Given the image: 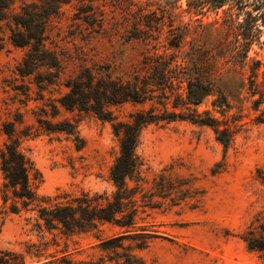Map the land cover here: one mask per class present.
<instances>
[{
  "label": "rangeland",
  "instance_id": "obj_1",
  "mask_svg": "<svg viewBox=\"0 0 264 264\" xmlns=\"http://www.w3.org/2000/svg\"><path fill=\"white\" fill-rule=\"evenodd\" d=\"M23 21L32 32L41 25L40 43L16 45L28 40ZM204 60L219 62L226 77L255 80L254 95L244 88L230 99L228 113L239 120L231 144L224 149L210 127L187 120L146 125L136 149L142 179L128 205L132 223L103 222L68 235L54 230L57 245L49 251L73 264H264L238 237L263 219L264 123L257 119L264 117V0L0 1V147L10 130L42 175V195L113 190L111 123L65 110L60 100L69 84L145 83L143 103L105 106L114 121L140 111L190 113L171 102L183 97L178 77L197 76ZM158 72L167 75L164 84H152ZM205 107L209 99L198 110ZM64 122L76 125L80 150L39 125ZM29 228L24 213H0V248L21 250L36 239Z\"/></svg>",
  "mask_w": 264,
  "mask_h": 264
},
{
  "label": "trees",
  "instance_id": "obj_2",
  "mask_svg": "<svg viewBox=\"0 0 264 264\" xmlns=\"http://www.w3.org/2000/svg\"><path fill=\"white\" fill-rule=\"evenodd\" d=\"M52 7L53 4H50V12L53 11ZM40 19L41 17L36 22ZM36 22L33 32L30 31L28 22H20L29 31L28 40H17L16 45H24L31 39L37 43L41 42L42 28ZM244 35L249 34L244 32ZM247 49L246 46L245 50ZM234 65L243 66L240 62ZM198 66L197 76L178 77L185 80L183 97L177 94L171 102L173 108H186L191 110L190 113L172 111L153 114L140 111L132 114L128 121H114V117L107 114L105 106L127 102L143 103L146 99L145 83L134 85L130 82H116L109 89L102 81H90L81 87L76 84L68 85V93L60 100V105L65 110L89 112L98 119L111 123L112 133L117 140V151L108 172L113 186L110 195L106 192L90 194L88 191H81L77 195L67 192L55 195L39 194L37 188L43 181L40 171L31 157L19 146L18 139L11 136L10 130H4L8 139L3 141L0 147V213H24L26 224H30L29 231L34 233L36 239L24 241L21 250L0 248V264H25L28 260H33L35 264H73L66 254L61 252L58 255L55 251H49L51 245H57L52 231L57 230L68 235L97 230L98 225L103 222L119 226L130 225L132 217L128 205L135 201V187L142 179L143 161L136 149L140 142V131L146 125L174 120H187L197 125H205L212 129L215 140L226 149L233 140L236 126L239 125V120L234 118L233 113H228L233 107L230 99L241 98L244 88L249 95H254L255 80L253 75L245 77L241 74L235 79L226 77L217 72L221 64L212 60H204ZM158 75L152 84L165 83L167 75L161 72ZM206 99H209L211 108L198 110V106ZM254 102L258 106L261 101L255 99ZM257 121L264 123V117L258 118ZM39 125L47 134H65L76 150L84 146V139L79 135L74 123ZM29 133L23 132L22 135ZM37 133L39 132L34 135ZM129 182H133L134 186H130ZM120 217H125L123 222H120ZM262 218L257 224H250L238 237L249 250L258 252L264 262V209ZM47 234H51V237L47 238ZM124 264L130 263L127 260Z\"/></svg>",
  "mask_w": 264,
  "mask_h": 264
},
{
  "label": "water",
  "instance_id": "obj_3",
  "mask_svg": "<svg viewBox=\"0 0 264 264\" xmlns=\"http://www.w3.org/2000/svg\"><path fill=\"white\" fill-rule=\"evenodd\" d=\"M25 264H35V262L34 261H32V262H26Z\"/></svg>",
  "mask_w": 264,
  "mask_h": 264
}]
</instances>
